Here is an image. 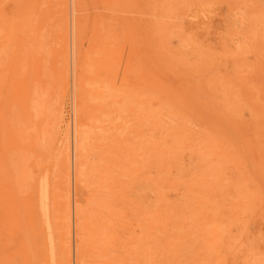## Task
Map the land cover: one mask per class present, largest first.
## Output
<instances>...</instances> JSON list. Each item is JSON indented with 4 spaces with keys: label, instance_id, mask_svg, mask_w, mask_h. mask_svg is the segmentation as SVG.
I'll use <instances>...</instances> for the list:
<instances>
[{
    "label": "rangeland",
    "instance_id": "obj_1",
    "mask_svg": "<svg viewBox=\"0 0 264 264\" xmlns=\"http://www.w3.org/2000/svg\"><path fill=\"white\" fill-rule=\"evenodd\" d=\"M262 4L0 0V264H264Z\"/></svg>",
    "mask_w": 264,
    "mask_h": 264
},
{
    "label": "bare ground",
    "instance_id": "obj_2",
    "mask_svg": "<svg viewBox=\"0 0 264 264\" xmlns=\"http://www.w3.org/2000/svg\"><path fill=\"white\" fill-rule=\"evenodd\" d=\"M65 1H66V0H65ZM212 4H213V3H212ZM198 5H199V4H198ZM207 5H208V4H207ZM262 5H264V4H262ZM196 6H197V5H196ZM216 6H217V4H216ZM61 7H62V5H61ZM197 8H198V7H197ZM65 9H66V8H65ZM202 9H203V8H202ZM62 10H63V9H62ZM206 10H207V9H206ZM65 13H67V12L65 11ZM255 16H256V15H255ZM252 17H253V16H252ZM65 29H66V28H65ZM65 32H66V31H65ZM65 37H67V36H65ZM65 41H66V40H65ZM66 43H67V42H66ZM66 45H67V44H66ZM65 47H67V46H65ZM187 49H188V48H187ZM65 50H66V54H67V48H66ZM191 50H192V49H191ZM62 54H63V53H62ZM66 54H65V55H66ZM197 56H198V55H197ZM62 57H63V55H62ZM66 58H67V56H66ZM62 60H63V59H62ZM65 61H66V60H65ZM63 63H64V61H63ZM70 63H71V62H70ZM65 64H66V63H65ZM66 65H67V64H66ZM68 67H69V66H68ZM62 68H64L63 65H62ZM63 70H64V69H63ZM63 70H62V71H63ZM65 72H66V71H65ZM63 73H64V71H63ZM70 76H71V75H70ZM60 104H61V103H60ZM59 108H60V107H59ZM60 111H61V110H59V112H60ZM59 114H60V113H59ZM58 116H59V115H58ZM60 117H61V115H60ZM57 119H58V118H57ZM58 121H59V119H58ZM58 124H59V122H58ZM77 126H78V125H77ZM83 126H84V125H83ZM85 127H86V126H85ZM55 129H56V128H55ZM76 134H80V132H79V133H76ZM81 135H82V134H81ZM81 135H80V136H81ZM83 137H85V136H83ZM78 138H80V137H78ZM66 139H67V138H66ZM81 139H82V136H81ZM80 141L82 142V140H79L78 142H80ZM83 141H84V140H83ZM78 142H77V143H78ZM59 143H60V142H59ZM82 144H83V143H82ZM82 144L79 143V145H82ZM61 145H62V144H61ZM65 146H66V145H65ZM76 146H77V145H76ZM84 146H85V145H84ZM79 147H82V146H79ZM66 149H67V147H66ZM77 149H78V148H76V150H77ZM64 150H65V149H64ZM78 150H80V149H78ZM78 150H77V152H78V154H79V151H78ZM62 152H64V151H62ZM80 153H81V151H80ZM64 154H65V153H64ZM77 156H78V155H77ZM65 157H66V156H65ZM78 157H80V156H78ZM67 159H68V158H67ZM67 159H66V160H67ZM77 160H78V159H77ZM77 162H78V161H77ZM78 163H79V162H78ZM77 167H78V166L76 165V169H79V167H78V168H77ZM80 168H81V167H80ZM81 169H82V168H81ZM64 170H65V169H64ZM67 171H68V170H67ZM79 172H81V170H79ZM65 173H66V171H65ZM78 174H79V173H78ZM68 175H69V173H68ZM81 175H82V174H81ZM66 176H67V175H66ZM79 177H80V176H79ZM68 178H69V177H68ZM77 179H78V177H77ZM68 181H69V180H68ZM77 182H78V181H77ZM68 186H69V185H68ZM76 186H77V184H76ZM66 187H67V186H66ZM68 190H69V189H68ZM44 191H46V190H44ZM60 191H61V189H60ZM66 192H67V191H66ZM66 194H67V193H66ZM62 195H64V194L62 193ZM67 195H68V194H67ZM68 196H69V195H68ZM68 196H67V197H68ZM45 197H46V196H45ZM67 197H66V196H63L62 199H64V198L66 199ZM60 199H61V198H60ZM62 199H61V200H62ZM68 199H69V197H68ZM68 199H66V200H68ZM66 200H65V201H66ZM59 202H61V201L59 200ZM34 204H35V203H34ZM65 204H66V203H65ZM65 204H64V205H65ZM45 205H46V204H45ZM45 205H44V206H45ZM62 205H63V204H62ZM62 205H61L60 210L62 209ZM65 206H66V205H65ZM67 206H68V205H67ZM48 207H49V206H48ZM45 208H46V207H45ZM58 208H59V207H58ZM45 211H46V209H45ZM48 211H49V209H48ZM61 212H62V211H61ZM45 214H46V213H45ZM60 216H61V218H62V215H61V214H60ZM51 217H52V216H51ZM46 218H47V217H46ZM46 218H45V221H47ZM53 220H54V219H53ZM62 221H64V220H62ZM65 222H66V221H65ZM60 223H61V221H60ZM63 223H64V222H63ZM64 224H66V223H64ZM64 224H63V226H64ZM67 224H68V223H67ZM46 225H47V222H46ZM70 225H71V224H70ZM63 226H62V228H63ZM47 227H48V226H47ZM65 227H66V226H65ZM67 227H69V226L67 225ZM60 230H61V229H60ZM60 230H59V231H60ZM62 230H64V228H63ZM67 230H68V228H67ZM67 230H66V233H67ZM68 233H69V232H68ZM47 234H48V233H47ZM47 234H46V235H47ZM63 236H64V235H63ZM66 236H68V235H66ZM62 239H63V238H62ZM65 239H66V238H64V240H65ZM56 240H57V239H56ZM64 240H63V241H64ZM68 240H69V239H68ZM68 240H66V241H68ZM66 241H65V242H66ZM50 242H51V241H50ZM65 242H64V243H65ZM62 243H63V242H62ZM67 243H69V242H67ZM64 245H65V247H66V245H68V244L65 243ZM64 245H63V246H64ZM68 246H69V245H68ZM69 247H70V246H69ZM65 249H66V248H65ZM65 249H63V250H65ZM63 250H62V251H63ZM67 251H68V250H67ZM67 251H66V252H67ZM65 254H66V253H65ZM63 255H64V254H63ZM68 255H69V254H68ZM62 257H64V256H62ZM68 257H69V256H68ZM64 258H65V257H64ZM61 259H62V258H61ZM65 259H66V258H65ZM66 261H67V260H66ZM64 262H65V260H64Z\"/></svg>",
    "mask_w": 264,
    "mask_h": 264
}]
</instances>
